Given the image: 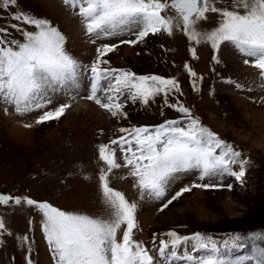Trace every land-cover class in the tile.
<instances>
[{
  "label": "snow or ice",
  "instance_id": "obj_1",
  "mask_svg": "<svg viewBox=\"0 0 264 264\" xmlns=\"http://www.w3.org/2000/svg\"><path fill=\"white\" fill-rule=\"evenodd\" d=\"M63 2L78 9L77 15L83 21L86 35L93 38V44L98 40L121 38L119 44L136 45L150 34L172 35L174 30H180L189 41L209 44L213 50L230 44L245 57L244 64L258 69L264 80V0ZM18 4L19 0H0V12L11 11V19L17 23L10 27L22 37L5 39L11 37L9 27H0V103L13 106L20 114L42 111L37 123L58 120L70 105L50 108L53 97L60 92L78 95L87 80L86 99L113 117L127 118L122 98L147 106L162 97L164 107L181 114L180 118L166 119L154 126L121 127L118 138L97 146L99 159L106 165L98 175L97 212L65 211L26 194L0 193V206L14 209L24 205L40 213L41 231L54 264H264V232L232 234L218 243L199 232L180 235L170 230L154 233L152 248L133 238L138 204L110 186L109 176L114 169L129 170L128 175L135 180L133 186L144 200L164 197L170 182L180 174L196 172L201 181L225 175L241 180L249 162L241 158V152L232 144L204 126L179 100L169 101L181 92L177 79L156 74L137 75L111 67L106 56L119 46L112 43L96 47L94 61L90 66L84 65L66 49V37L57 27L46 18L19 9ZM169 9L173 11L169 13ZM208 13L218 16L217 25L212 29L201 25ZM124 36L134 39H122ZM190 52L195 58V48H190ZM213 61L219 63L215 55ZM184 68L193 78V90H197V80L203 77H198L187 63ZM235 86L242 87L239 83ZM113 146L123 154V165L118 162L117 147ZM234 165L240 170L234 171ZM190 190L182 188L172 200ZM5 235L13 233L4 216H0V245ZM16 239L20 245H26L27 264H33L29 236L17 235ZM238 251L242 254L233 255Z\"/></svg>",
  "mask_w": 264,
  "mask_h": 264
},
{
  "label": "rangeland",
  "instance_id": "obj_2",
  "mask_svg": "<svg viewBox=\"0 0 264 264\" xmlns=\"http://www.w3.org/2000/svg\"><path fill=\"white\" fill-rule=\"evenodd\" d=\"M18 8L49 20L66 37V49L84 65L90 66L94 61L96 47L112 43L119 46L106 56L111 67L137 75L156 74L177 79L181 92L174 94L169 101L179 100L204 126L232 144L241 152V158L249 162L241 180L225 175L201 181L196 172L180 174L170 182L164 197L144 200L133 186L135 180L128 175L129 170L124 167L114 169L109 176L110 186L138 204L134 239L152 248L154 233L171 230L180 235H192L201 233L202 229H221L227 221L246 215L251 206L263 203L264 80L258 69L244 64L245 57L230 44L213 50L209 44L189 41L180 30H174L172 35L150 34L144 42L136 45L119 44L121 38L98 40L93 44V38L86 35L83 21L77 15L78 9L66 5L63 0H19ZM217 21V14L208 13L201 25L204 29H212ZM13 23L17 21L11 19V11L0 12V27H9L11 33V37L4 38L22 39L21 34L10 27ZM122 39L134 37L124 36ZM190 48H195V58ZM214 55L219 63L213 61ZM185 63L197 72L198 77H203L197 80L195 91L191 83L193 78L184 68ZM236 83L242 87L237 88ZM87 84L86 80L78 95L60 92L53 97L50 108L70 105L58 120L37 123L42 111L20 114L13 106L0 103V193L26 194L65 211L97 212L100 198L98 175L101 168H106L99 159L97 146L118 138L121 127L154 126L166 119L181 117L180 113L163 106L162 97L147 106L122 98L127 118L113 117L94 101L86 99ZM116 154L118 162L123 165V154L118 147ZM233 170L239 171L240 168L234 165ZM193 184L213 186L192 187ZM184 187L191 190L172 200ZM0 216H4L13 233L2 238L0 264H27L26 245H20L16 239L17 235L25 234L32 243L33 264H54L41 231L40 213L24 205L14 209L0 206ZM29 220H32L31 224ZM119 235L122 236V231ZM205 236L218 243L227 237ZM241 254L240 251L233 253Z\"/></svg>",
  "mask_w": 264,
  "mask_h": 264
},
{
  "label": "trees",
  "instance_id": "obj_3",
  "mask_svg": "<svg viewBox=\"0 0 264 264\" xmlns=\"http://www.w3.org/2000/svg\"><path fill=\"white\" fill-rule=\"evenodd\" d=\"M263 203L259 205H253L249 208L246 215L241 218L231 219L224 225L223 228H213L211 230L202 229L200 232L211 235H218L222 239L224 235L227 239L232 234H252L264 232V196L261 198ZM219 242V241H218ZM261 243V242H258Z\"/></svg>",
  "mask_w": 264,
  "mask_h": 264
}]
</instances>
